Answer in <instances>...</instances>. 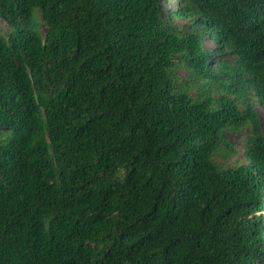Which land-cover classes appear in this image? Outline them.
<instances>
[{
	"label": "trees",
	"instance_id": "1",
	"mask_svg": "<svg viewBox=\"0 0 264 264\" xmlns=\"http://www.w3.org/2000/svg\"><path fill=\"white\" fill-rule=\"evenodd\" d=\"M0 20V264H264V0Z\"/></svg>",
	"mask_w": 264,
	"mask_h": 264
},
{
	"label": "rangeland",
	"instance_id": "2",
	"mask_svg": "<svg viewBox=\"0 0 264 264\" xmlns=\"http://www.w3.org/2000/svg\"><path fill=\"white\" fill-rule=\"evenodd\" d=\"M170 5L172 7H175V3H171ZM163 7H164V10H167L169 8L168 4H166V3L163 5ZM173 22L182 24V22L177 20V19H174ZM6 27H7L6 24L2 20H0V31L1 32H5ZM210 46H211V43L209 42V40H206L205 43H204V47L209 49ZM181 75H183V74H181ZM256 107H257V109L259 111L262 128L264 130V112L258 106H256ZM226 137H227V139L229 140L230 143H232V144L236 145L238 148H240L241 139H242L241 138L242 137V133L241 134L240 133H229V134H227ZM234 158H238L239 159V164H245L246 163V160L242 156L241 150H239L238 156H236ZM231 163H232V161L230 162V164Z\"/></svg>",
	"mask_w": 264,
	"mask_h": 264
}]
</instances>
